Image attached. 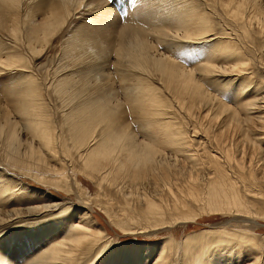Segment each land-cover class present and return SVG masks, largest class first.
<instances>
[{"label": "bare ground", "instance_id": "1", "mask_svg": "<svg viewBox=\"0 0 264 264\" xmlns=\"http://www.w3.org/2000/svg\"><path fill=\"white\" fill-rule=\"evenodd\" d=\"M93 1L0 0V72L16 70L19 73L15 72L17 75L5 95L10 98V110L0 108V165L54 183L55 187L64 190L78 189L81 195L84 189L78 177L69 180L68 167L74 161H79L81 166L77 167L89 176L97 177L100 182H117L116 185L123 170L133 176L154 170L162 162L166 149L180 152L182 158L197 164L198 155L193 153L194 147L192 152L189 148L192 144L187 138L189 134L172 119L175 115L173 105H178L184 107L190 116L196 111L206 118L208 111L215 107L225 116L222 124L241 125L248 143L255 148L250 154L261 153L256 161L248 155L251 158L248 165L256 164L263 179L264 148L260 147L264 145V79L255 80L257 77L250 70V61L237 46L231 41L219 40L211 14H207L209 10L202 11V5L198 7L194 0H176L172 4L173 13H162L164 19L159 16L151 25L157 30L158 44L171 41L170 47L185 51L181 52L183 56H190L189 51L203 46L200 61L191 68L173 58L171 53L160 52L158 46L145 36V27L133 22L121 26L114 18L104 25L105 28H108L106 25L112 27L110 30L116 34L115 38L109 37V33L103 36L101 33L105 29L103 32L100 29L99 33V29H94L87 21L79 25V32L74 29L66 40L63 50L69 60L58 61L53 56L54 40L68 24L71 14H77L75 9L91 7ZM209 1L219 5L231 26H246L251 38L253 34L264 36V0ZM109 13L114 15L110 9L106 15ZM92 47L106 53L104 62L114 64L115 75L123 87L122 101L114 95L113 72H107L106 66L99 63ZM217 82L221 83L219 90ZM225 87L237 91L238 107L222 102L220 90ZM52 105L59 107L58 115L54 108L52 111ZM126 109L131 114L135 130L129 125L128 115H124ZM196 130L193 129V133L197 135ZM165 174L168 176L169 172ZM177 177L175 179H179ZM219 177L224 180L207 182L203 198L207 209L231 212L234 211L232 206L243 208L242 200L232 190L226 176L221 174ZM195 179L190 181L194 183ZM124 180L125 183L128 181ZM146 180L149 186L153 184L152 190L156 192L160 179ZM129 183L132 185L131 181ZM160 186L158 184V188ZM153 198H146L144 211L148 212L150 219L163 221L166 213L163 204ZM72 202L66 207L51 192L25 187L20 178L0 170V235L4 230L6 232L0 237V246L7 244V248H3L6 252L0 251V264H6V258L10 259L8 253H24L26 261L23 264H246L245 257H256L261 252L259 236L254 231L233 233L216 227L190 233L181 243L174 239L161 243H123L106 251L101 239L107 234L103 233L90 207L85 204L87 202L79 205ZM185 204V200L174 203L176 216L173 218H195L196 214L191 213L189 207H183ZM15 229L16 232H11ZM10 263L14 264L12 260Z\"/></svg>", "mask_w": 264, "mask_h": 264}, {"label": "rangeland", "instance_id": "2", "mask_svg": "<svg viewBox=\"0 0 264 264\" xmlns=\"http://www.w3.org/2000/svg\"><path fill=\"white\" fill-rule=\"evenodd\" d=\"M86 1L90 2L93 0H86ZM194 1L197 3L198 7L199 5L200 7L202 5L201 7V10L203 9L202 11H204V9L206 11L209 10L207 14L208 15L211 14L210 17L212 19V23L214 26V30H215L214 32L217 34V36L220 37L219 40L220 41L228 40V41H231L233 45L237 46L240 53L250 61V70L253 71V74L257 77L255 80L260 81L264 79V36H257L253 34L254 37L251 38L249 37L246 26H243V28H241L239 25L231 26L229 23V20L224 15L223 11L219 9V5L217 3L210 2L209 0H206V1L205 0H194ZM200 1L204 4V6L206 4V6L204 7L203 4L201 3L199 4ZM175 2L176 0H165V1L163 0H100L98 2L97 1L92 2V5L95 8H93V6L77 8L74 10V11H77V14L75 15L71 14L68 24L65 25V27L62 29L59 36L54 40L56 44V47H55L56 52L55 51L53 52L54 53L53 56H55V59H58V61L61 60V62H67L69 60L67 54H64V50H63L66 40L69 36H71V34L73 33L72 31H74V29H78L77 31L79 32V29H80L79 25L87 21H90V23L88 24L91 26H94V29L95 27L96 29H99L97 30V32L101 31L100 29H102V32H103V29H105L106 33H105V30H104V33H101L103 34V36L109 35V37L113 36L115 38L116 34L114 33V31L110 30L112 27L106 25V27L108 28H105V25H104V23L107 21L108 22L106 24L112 22L114 18L118 21V23L121 26L123 24H129V23L131 24V22H133V23L140 24L139 26L145 27L146 28L145 36L147 35V39L154 45L158 46L157 48L159 49L160 52L168 53V54L171 53L170 55L173 58L181 60L182 63H184V65L191 68L195 66L196 63H198V61H200L204 53L203 46L197 47L196 48L197 50L194 49L195 51L194 50H192L191 52L189 51V53H191L190 56L188 55L183 56L184 53H181V52H185V51H182L181 49L175 50V47L174 48L170 47V45L172 44L171 41L158 44L156 42L157 37L155 36L157 30H155V28L151 26L156 22L157 17L161 16L164 19L163 14L166 15V13L168 14L173 13L174 7L172 6V4ZM97 4L99 5V7H97L98 6ZM170 5L172 6V8ZM109 9L112 12H114V15L111 13L106 15V11ZM100 21L103 24L98 23ZM101 25H103L104 27H102ZM107 29L109 30V32H107ZM95 31L96 30H94V32ZM107 33L109 34L106 35ZM225 37L226 38L228 37V39H226ZM167 47L169 49H166ZM93 49L94 50H92V52L93 51L95 52V53L93 52L95 54L94 57L96 56L95 58L99 61V63L101 65L106 66L105 68L107 72H113L111 74H112L113 81H114L113 86L115 87V89H113L114 95L116 99H119L120 101H122L123 92H121V90H123V87H122V84L119 82V79L115 75L114 64L110 61L104 62L106 59V56H105L106 53L104 52L101 53L96 48H93ZM15 72L18 73L16 70H13V71L4 70L0 72V99H1L0 108L3 107V109L5 108L4 110H10L9 108H11L10 98L9 99L6 98L5 95L8 94L9 86L12 84L14 77H16L17 75L15 74ZM94 79L95 78H93L92 80ZM217 83L218 84L216 88L219 90L221 87V83L220 82H217ZM91 85L92 83H90V86ZM210 92L215 93L214 89L212 90L210 89ZM220 93H221L222 102L232 107H238L237 91H232L229 88L225 87L223 88V90H220ZM52 106H53L51 107L52 111L55 110L54 111L55 114L58 115V112L60 110L59 107H56L54 105ZM124 106H126V104H124ZM173 106L175 110V115L172 119L176 120L178 124H181V126L186 130V133L189 134L187 138L190 140L189 142L192 143L190 144L191 146L189 148H190V151L192 152V147H194L193 153L194 154L196 153V155H198L197 164H194V163L191 164V161L189 159L182 158L184 156L180 152H175L172 149H166L164 151L165 152L164 158L162 162L160 163V165L159 164L156 165L157 167L154 168L155 171L153 169H149V171L147 170L148 174H146V172H143V173H139L138 175L133 176L132 174H128L123 170V172H121L122 177L120 178V181L118 180V185H116L117 182L114 184L106 180L105 182H103L104 181L103 180L102 181L103 183L100 182V179H98L97 177L89 176L85 171L79 170V167H77V165L81 166L79 161H74L75 163L71 162L73 166L70 164L68 167V174L70 173L69 180L73 181V177H78L82 185L81 188L84 189L82 190L81 193L84 195L82 194L80 195L78 193V189H75V191L74 190L69 191L66 189L64 190L63 187L62 188L60 186H58L60 188L55 187L54 183H48V182L46 183L43 180H39L38 178L36 179L33 175H30L28 173L20 174L11 169L8 170L9 167H5L4 165H0V170L7 172V173H11L12 175L20 178L25 184V187L44 190L47 193L51 192V194L56 196V200L58 202L64 203L66 207H68L70 202L72 201H73L72 203L75 205H79L83 203L84 201L87 202L85 204H87L90 207V211L93 213V215L96 217L99 224L101 225V228L103 229V233L107 234V236L101 239L104 245H106V248H107L106 251L113 250L118 245L123 244V243H132V244L136 243L137 244V243H144V242H149V241L161 243L164 241L169 242L171 239H174L175 242L181 243L185 241L186 237L190 233L199 232L206 228L216 227V228H226L227 230L229 229L231 232L234 231L233 233H243L244 231L248 232V230L249 232L254 231L257 234V236H259V238L257 239H258L259 244H261V252L257 254L256 257L247 256L243 259V261L246 264H250V263L251 264H264V178L262 179L261 177L263 176L261 175L262 171H260V168L256 166V164L252 167L248 165L249 160L251 159L248 157V155H251L252 152H254L255 148L252 146L251 142H249L250 144L248 143V140L246 139V135L244 134L243 127L241 125H240L241 127L240 126L238 127V125L235 126L233 124H227L228 126L222 124V120L224 119L225 116L224 114L219 113L218 110L215 109V107L213 110L208 111V115H207L208 118H206V116L198 114L196 111L191 113L192 115L190 116V114H188V111L184 107H182L184 110H181L182 108L179 107L178 105L177 106L173 105ZM178 108L180 109V111L178 110ZM127 110L128 109H126V111ZM195 114H198V115H195ZM124 115H126V117L128 115L127 120L130 119L129 125L131 128L134 127L132 129L135 130V125L132 121V118H130L131 114L129 110L125 112ZM194 117H196L195 118L196 123H195V119H193ZM192 121L195 124H193ZM197 124L198 125L200 124V125L198 126ZM233 126L234 128L235 127L237 128V131H236V128L235 129L233 128ZM193 129H197L196 130L197 135L196 133H193ZM226 130L229 131V134L227 133ZM135 133H137V131H135ZM220 135H222L224 138L222 136L221 138ZM256 145L257 144L255 143L254 146ZM258 145L259 147L261 146L260 144ZM260 148H264V145H262V147ZM196 150L198 152H195ZM226 150L229 152L228 154ZM251 156L254 157V159L252 160L256 161L261 156V153L256 152V154H253ZM166 158L168 159V162ZM180 158L182 161L180 160ZM164 160L166 162H164ZM195 168H196V171H194ZM167 169L168 171H166ZM150 170L152 172H150ZM82 172H84V174ZM124 172H125V175H124ZM164 172H169V175L166 176L165 174L166 176L165 177ZM183 172H186V173L188 172L190 175L188 173H187L188 175L186 173L184 174ZM192 172L193 174L194 173L195 174L193 175ZM221 174L226 176V180L231 184L232 190L236 192L238 197L242 200L243 208L241 207L239 209V208H235L234 206H232V210L234 211H231V212H229L230 210L225 211L223 209L222 210L207 209L208 205H206V202L203 199L205 196V191L207 190V182L213 179L224 180L223 179L224 177L223 178L219 177V175ZM123 175H124V178H123ZM145 175H147L148 178H154V180L163 179L161 181L163 182L164 186L162 185V182L160 180L159 181L161 183L156 180L158 182L157 188H155L156 192H153L152 190L153 187H151V185L153 184H150L149 186L148 184L149 181L148 182L147 180L144 181L145 179H148V178H145ZM178 175L179 177H177ZM204 175H206L205 178H204ZM211 176H213V178ZM139 177L142 179L140 180ZM175 177L179 179H175ZM93 178H95L96 180L98 179V180L97 181L95 179L93 180ZM124 179L128 181L125 183ZM192 179H195L196 182L194 181V183H192L190 181ZM170 180L171 182L169 184ZM130 181L132 182V185H130L131 184L129 183ZM136 181L138 184L136 183ZM143 181L145 183H143ZM174 182H177V183L174 184ZM109 183L111 186L107 185ZM122 183L124 185L126 184V186H124ZM101 184L103 185L101 186ZM158 184L161 185L160 186L161 189H159L160 187L158 188ZM115 185L116 187H114ZM136 185L138 187H136ZM143 185L146 187L144 188ZM123 188H124V191H123ZM100 189L102 190V192ZM131 190H133L134 192L133 191L131 192ZM157 190L159 193L157 192ZM66 191H69V192H66ZM99 191H100V194H99ZM132 193L133 194L136 193L137 195L136 194L131 195ZM155 193L156 194L158 193L159 195H156ZM154 194L156 198L154 197ZM127 195H130V196H127ZM146 198H153L158 203L163 204L161 205L167 213V214L166 213L164 214V217L162 218L163 221L161 220L159 222H156L155 220L150 219V217H148V212L144 211L145 210L144 203H146L144 201H146ZM181 200H185L186 202V204L183 207H189L190 212L191 213L193 212V214H196L194 219L187 220L186 218L182 219L181 217H178V216L176 218H173L176 216L174 213L175 208L173 207V205L174 203L176 202L178 203ZM101 204L103 207L101 206ZM76 214L77 216L79 215V210L78 212H76ZM235 214L237 215V217H235L236 216ZM0 231H2L1 228H0ZM14 231L16 232V229L11 232H14ZM4 233H6L5 230L2 233V235H5ZM7 233L9 234L10 232H7ZM2 235H0V237ZM3 248L6 249L7 244H3V247L0 246V251L3 250L4 252H6V250H4ZM98 249L99 248L94 249V252L95 250H98ZM8 256H10V259L6 258V264H11L10 260H12L14 264H23L26 261L24 253L22 255L21 254L11 255L10 253H8ZM90 256L93 257V254H91Z\"/></svg>", "mask_w": 264, "mask_h": 264}]
</instances>
